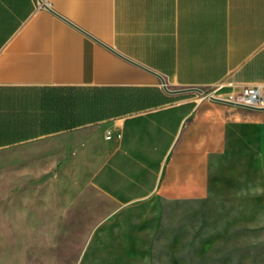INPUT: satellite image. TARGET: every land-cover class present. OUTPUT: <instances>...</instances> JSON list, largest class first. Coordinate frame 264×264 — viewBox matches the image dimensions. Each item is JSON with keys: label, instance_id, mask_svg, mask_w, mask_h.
Masks as SVG:
<instances>
[{"label": "crops", "instance_id": "1", "mask_svg": "<svg viewBox=\"0 0 264 264\" xmlns=\"http://www.w3.org/2000/svg\"><path fill=\"white\" fill-rule=\"evenodd\" d=\"M246 85L264 86V0H0V151L41 169L88 155L119 205L207 199L211 170L251 200L264 108L204 92Z\"/></svg>", "mask_w": 264, "mask_h": 264}, {"label": "rangeland", "instance_id": "2", "mask_svg": "<svg viewBox=\"0 0 264 264\" xmlns=\"http://www.w3.org/2000/svg\"><path fill=\"white\" fill-rule=\"evenodd\" d=\"M18 156L0 151V264H264L259 175L251 200L231 173L219 191L211 170L207 199L165 186L119 205L90 184L88 155H68L54 169ZM56 242L59 249L46 245Z\"/></svg>", "mask_w": 264, "mask_h": 264}, {"label": "built area", "instance_id": "3", "mask_svg": "<svg viewBox=\"0 0 264 264\" xmlns=\"http://www.w3.org/2000/svg\"><path fill=\"white\" fill-rule=\"evenodd\" d=\"M221 88V86H219ZM210 97L215 96L213 91L210 92ZM230 100L240 105L264 108V86L262 85H246L237 93H232Z\"/></svg>", "mask_w": 264, "mask_h": 264}, {"label": "water", "instance_id": "4", "mask_svg": "<svg viewBox=\"0 0 264 264\" xmlns=\"http://www.w3.org/2000/svg\"><path fill=\"white\" fill-rule=\"evenodd\" d=\"M201 90V89H199ZM212 98L216 99V100H219V101H224V102H229V103H234V104H237V105H240L238 103H235L234 101L230 100V99H225V98H222V97H217V96H212Z\"/></svg>", "mask_w": 264, "mask_h": 264}]
</instances>
